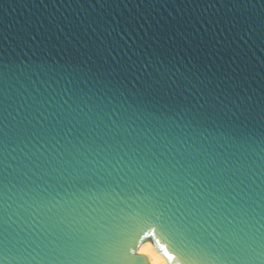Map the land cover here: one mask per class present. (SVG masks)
I'll use <instances>...</instances> for the list:
<instances>
[{
	"label": "water",
	"instance_id": "1",
	"mask_svg": "<svg viewBox=\"0 0 264 264\" xmlns=\"http://www.w3.org/2000/svg\"><path fill=\"white\" fill-rule=\"evenodd\" d=\"M0 72L9 97V171L20 172L23 184L47 180L71 191L76 182L69 175L75 162L44 179L21 167L36 149L17 131L31 127L29 120L39 127L37 117L46 126L59 119L53 135L60 145L82 141L81 151L92 130L110 128L173 151L219 152L248 174L249 185L264 179V0H0ZM212 96L223 102L215 111ZM91 147L92 163L82 162L101 170L103 153H95L107 145ZM21 187L16 179L8 185L13 229ZM54 195L52 212L68 201L62 191ZM47 211L31 214L38 220ZM204 227L210 240L219 232L214 223ZM131 235L137 245L148 235L161 255L159 245L166 246L175 257L170 264H195L191 241L176 227L137 223ZM27 239V232L10 233L17 258L5 264H41L38 249L25 248ZM124 264L148 261L129 250Z\"/></svg>",
	"mask_w": 264,
	"mask_h": 264
},
{
	"label": "snow or ice",
	"instance_id": "2",
	"mask_svg": "<svg viewBox=\"0 0 264 264\" xmlns=\"http://www.w3.org/2000/svg\"><path fill=\"white\" fill-rule=\"evenodd\" d=\"M8 100L0 72V264L17 258L7 243L13 230L27 232L25 248L38 249L41 264H124L129 250L133 256L147 259L148 264L175 259L163 244L159 245L162 256L153 253L148 235L137 245L131 235L137 223L182 231L191 241L195 264H264V179L249 185L248 174L233 167L219 152L173 151L139 136L125 139L110 128L103 133L92 130L90 146L81 151L82 141L80 147L70 139L60 145L53 135L61 124L59 119L55 125L46 126L37 117L39 127L29 120L31 127L17 131L18 137H24L22 142L36 149L21 167L35 169L40 173L38 178L44 179L67 171L65 165L75 162L69 175L76 182L71 191L62 185L51 187L47 180L31 187L23 184L20 172L13 177L9 171L7 146L12 137ZM212 100L206 103L215 111L223 102L219 96H212ZM74 131L79 130L69 129L70 134ZM100 141L107 150L100 149L95 155L103 153L105 166L101 170L86 168L82 161L92 163L88 161L93 154L91 146ZM12 179L22 183L15 201V229L9 224L12 194L8 185ZM61 191L68 197L66 206L52 212L54 193ZM81 199L84 203L79 202ZM37 209L48 211L36 220L31 213ZM209 222L219 229L211 240L204 227ZM151 235H155L154 230Z\"/></svg>",
	"mask_w": 264,
	"mask_h": 264
},
{
	"label": "bare ground",
	"instance_id": "3",
	"mask_svg": "<svg viewBox=\"0 0 264 264\" xmlns=\"http://www.w3.org/2000/svg\"><path fill=\"white\" fill-rule=\"evenodd\" d=\"M153 246V245H152ZM153 253H155V254H158V255H160V256H162L155 248H154V246L152 247V250H151ZM166 264H170L168 261H166Z\"/></svg>",
	"mask_w": 264,
	"mask_h": 264
}]
</instances>
